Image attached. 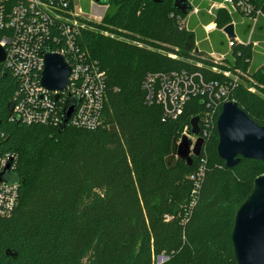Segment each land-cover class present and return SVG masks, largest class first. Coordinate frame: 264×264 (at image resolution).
<instances>
[{
  "label": "trees",
  "instance_id": "16d2710c",
  "mask_svg": "<svg viewBox=\"0 0 264 264\" xmlns=\"http://www.w3.org/2000/svg\"><path fill=\"white\" fill-rule=\"evenodd\" d=\"M94 1L115 7L99 22L89 21L76 41L104 73L95 129L11 119L8 104L20 86L2 68L0 156H14L19 196L14 211L0 217V264H236L235 213L264 163L241 158L225 168L217 155L222 104L193 97L169 118L159 105L144 103L141 83L148 73L173 71L223 81L210 68L232 70L238 81L228 80L225 98L264 125V63L250 70L253 41L234 40L230 55L215 63L197 49L173 0ZM233 3L234 14L244 16L243 4L251 16L264 13V0ZM210 21L221 29L233 13L217 8ZM193 117L202 138L184 154L177 143ZM159 256L165 258L160 263Z\"/></svg>",
  "mask_w": 264,
  "mask_h": 264
},
{
  "label": "built area",
  "instance_id": "2783aa9c",
  "mask_svg": "<svg viewBox=\"0 0 264 264\" xmlns=\"http://www.w3.org/2000/svg\"><path fill=\"white\" fill-rule=\"evenodd\" d=\"M220 7L226 8L229 14L237 12L233 0H222L212 4L207 9L208 13L214 15ZM241 10L243 18L251 21V33L258 17L264 16V13L257 10L251 16L252 8L247 4H243ZM88 11L79 7L75 0H0V45L5 50L0 74L2 68L11 71L20 86V92L13 100L11 119H18L24 124L58 125L63 118L64 104L69 96H73L78 99V103L67 124L82 129H95L98 126L105 99L104 73L76 41L81 38V30L90 27L88 22L92 19L99 22L105 12L95 19ZM197 12L198 8L192 7L191 13ZM182 22L185 26V21ZM204 29L208 32L207 26ZM234 40L239 41L227 37L228 48L233 46ZM249 42L250 39L247 40ZM251 44L253 47L257 42ZM45 48L61 55L70 68L68 87L63 92L49 91L41 85ZM208 55L215 63H222L226 53L211 52ZM219 67L213 66L210 70L221 74L223 81L205 78L201 72L148 73L141 83L144 103L159 105L164 116L173 119L183 112L185 104L193 97L205 96L208 105L219 106L227 101L228 80L238 81L237 73ZM247 79L251 82V79ZM248 90L255 92V87L249 85ZM190 132L191 127H185L182 135L191 139L202 138L199 137L200 130L198 135ZM13 160L14 156L10 154L0 156V173L9 161H12L9 170L12 173ZM200 173H203L202 169ZM18 196L19 182L12 185L0 182V217L9 216L14 211Z\"/></svg>",
  "mask_w": 264,
  "mask_h": 264
},
{
  "label": "water",
  "instance_id": "95a60500",
  "mask_svg": "<svg viewBox=\"0 0 264 264\" xmlns=\"http://www.w3.org/2000/svg\"><path fill=\"white\" fill-rule=\"evenodd\" d=\"M156 3L162 0H153ZM97 3V2H96ZM173 6L187 15L192 10L188 0H173ZM228 39L235 38L234 25L223 28ZM44 67L41 85L49 91L63 92L68 87L70 68L61 55L43 50ZM5 60V50L0 45V65ZM58 96H56L57 98ZM78 99L69 96L60 121L59 130H63L75 110ZM13 103L8 104V113L12 115ZM198 117L191 119V134L198 135ZM17 121H19L17 119ZM218 134L217 155L225 168H233L241 158L264 163V125H258L230 100L225 101L216 120ZM183 149V148H181ZM184 154L188 150H182ZM12 161H9L2 173L0 182L9 185L19 182L15 173H9ZM231 244L236 264H264V173L255 177L249 195L238 207L231 230ZM165 258L159 256L158 262Z\"/></svg>",
  "mask_w": 264,
  "mask_h": 264
},
{
  "label": "crops",
  "instance_id": "0c3cea01",
  "mask_svg": "<svg viewBox=\"0 0 264 264\" xmlns=\"http://www.w3.org/2000/svg\"><path fill=\"white\" fill-rule=\"evenodd\" d=\"M192 7L198 8L197 13L189 14L185 19L186 29L191 31L194 36L196 47L206 53L214 52L216 54H228L230 55V48L227 47V36L221 29H217L215 23L210 21L206 24L207 17H213L208 13V8L214 2L220 3L221 0H188ZM233 25L235 38L238 40L250 38L253 42H257V45L252 47L253 57L250 61V70L255 65H261L264 63V17L257 22L253 31L250 33L249 22L243 18L241 13H233ZM207 26V31L204 27Z\"/></svg>",
  "mask_w": 264,
  "mask_h": 264
},
{
  "label": "rangeland",
  "instance_id": "374dc122",
  "mask_svg": "<svg viewBox=\"0 0 264 264\" xmlns=\"http://www.w3.org/2000/svg\"><path fill=\"white\" fill-rule=\"evenodd\" d=\"M93 2H94L93 0H75V3L79 7H81L83 10L88 11L89 8H90V10L88 12H90L91 15H94L95 19L98 18L97 15H100L101 16L104 12L105 13H112L115 10V7L112 6V5L109 6V5L99 4V3H96V2H94V4H93ZM214 3H216V2H214ZM214 3H212V4H214ZM95 4H98V5H95ZM97 11H100V12H97ZM190 12H188V14L186 15V18L185 19L188 18ZM249 39L250 38H248L247 40H249ZM263 56H264V54H263ZM199 142H200V139H198L197 137L191 139V138H188L186 136H182L181 139H180V141H178V143H177V148L178 149L179 148L180 149L183 148V150H189L190 152L191 151L194 152L196 150V148L198 147ZM158 263H160V262H158Z\"/></svg>",
  "mask_w": 264,
  "mask_h": 264
}]
</instances>
